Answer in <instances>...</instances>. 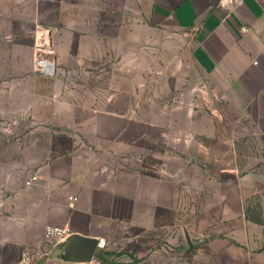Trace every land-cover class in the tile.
<instances>
[{
	"label": "crops",
	"instance_id": "obj_1",
	"mask_svg": "<svg viewBox=\"0 0 264 264\" xmlns=\"http://www.w3.org/2000/svg\"><path fill=\"white\" fill-rule=\"evenodd\" d=\"M175 33L188 42L229 125L242 123L264 144V0L235 8L221 0H0V264L26 250L56 255L65 241L47 239L48 226L107 236L109 208L126 204L127 182L141 183L115 166L141 147L144 137L126 130L145 121L116 112L134 109L124 88L110 97L94 87L99 78L125 77L127 62L139 65L134 71L157 62L158 47ZM42 34L51 39L43 55L55 61V76L35 70ZM111 62L115 69H104ZM23 124L32 128L15 136ZM258 168L264 184V157ZM229 171L236 176L239 166ZM33 174L38 180L27 185ZM258 176L253 185L228 183L231 201L240 205L242 192L259 187ZM245 261L264 264V255Z\"/></svg>",
	"mask_w": 264,
	"mask_h": 264
},
{
	"label": "rangeland",
	"instance_id": "obj_2",
	"mask_svg": "<svg viewBox=\"0 0 264 264\" xmlns=\"http://www.w3.org/2000/svg\"><path fill=\"white\" fill-rule=\"evenodd\" d=\"M189 48L175 33L167 46L158 47L157 62H141L135 71L139 65L127 62L125 77L99 78L102 84L94 87L99 94L110 91L111 97L122 87L131 97L134 109L116 112L144 117L142 127L126 130V137H144L141 147L115 166L136 173L141 183L134 188L127 182L126 204L109 208L105 246L97 251L103 260L69 262L50 252L42 264H249L247 256L264 255V184L258 168L264 144L257 134L245 135L242 123L229 125ZM115 66L107 63L104 69ZM15 128L17 136L32 126ZM231 164L239 166L236 176ZM257 173L259 187L242 192L236 205L228 183L243 178L253 185Z\"/></svg>",
	"mask_w": 264,
	"mask_h": 264
},
{
	"label": "built area",
	"instance_id": "obj_3",
	"mask_svg": "<svg viewBox=\"0 0 264 264\" xmlns=\"http://www.w3.org/2000/svg\"><path fill=\"white\" fill-rule=\"evenodd\" d=\"M240 0H221V5L226 7L235 8ZM242 31L247 32L248 27L242 26ZM51 45V39L44 37L42 34L41 40L37 44L38 54L35 59V70L48 75H56V63L55 61L45 57L43 54L47 51V48ZM38 180V175L33 174L26 181L27 185H32ZM71 235L70 228L67 226H48L46 229V237L49 240H56L57 243L66 241V239ZM105 246V240L101 238L100 247ZM45 253L38 251L26 250L22 253L21 257L9 264H42V258Z\"/></svg>",
	"mask_w": 264,
	"mask_h": 264
},
{
	"label": "water",
	"instance_id": "obj_4",
	"mask_svg": "<svg viewBox=\"0 0 264 264\" xmlns=\"http://www.w3.org/2000/svg\"><path fill=\"white\" fill-rule=\"evenodd\" d=\"M101 238L88 237L72 233L64 243H60L55 250L56 255L64 261L86 263L95 259Z\"/></svg>",
	"mask_w": 264,
	"mask_h": 264
},
{
	"label": "trees",
	"instance_id": "obj_5",
	"mask_svg": "<svg viewBox=\"0 0 264 264\" xmlns=\"http://www.w3.org/2000/svg\"><path fill=\"white\" fill-rule=\"evenodd\" d=\"M96 258H97V259H100V260H103V258H102V253L97 254V255H96Z\"/></svg>",
	"mask_w": 264,
	"mask_h": 264
}]
</instances>
